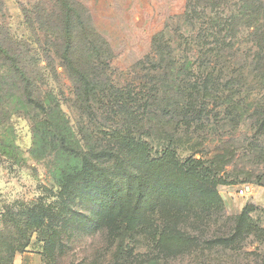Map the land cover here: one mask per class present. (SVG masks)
<instances>
[{"label":"rangeland","instance_id":"obj_1","mask_svg":"<svg viewBox=\"0 0 264 264\" xmlns=\"http://www.w3.org/2000/svg\"><path fill=\"white\" fill-rule=\"evenodd\" d=\"M77 1L97 35L98 55L91 66L98 91L94 99L81 100L66 66L60 44L63 31L58 0H0V39L23 54L35 97L57 104L76 136L101 148L105 139L114 137L121 147L131 148V92L137 90H131V85L137 86L144 79L145 71L138 61L156 58L152 41L162 34L175 57L192 61L199 53L196 41L200 28L207 27L222 10L227 14L224 17L238 14L236 30L228 33L238 43L235 50H225L224 56L232 64L244 66L245 83L222 97L217 94L200 118L199 113L193 114L197 121L189 116L182 122L172 120L166 127L153 119L146 127L149 137L145 138L147 148L157 150L165 143L159 137L160 129L166 127L174 134L172 141L181 159L190 153L199 158L201 151L207 158L226 154L228 161L220 175L233 183L218 185L217 204L213 200L203 206L196 195L185 194H181L183 201L168 196L160 200L147 213L152 245L149 253L165 256L169 259L166 264H264V185L257 183V177L264 174V158L255 150L261 147L255 141V115L263 104L264 89L260 83L250 82L246 74L253 51L249 40L257 35L247 24L264 22V15L261 10L259 15H244L253 5H264V0H219L216 8H212L213 0H203L199 5L197 0ZM194 7L203 8L204 13L189 17ZM241 7L239 12L234 11ZM76 32H72L70 54L85 57L90 49ZM211 33L204 34L209 38ZM230 68L225 77L237 67ZM20 110L9 120L16 160L0 153V245H26L14 254L11 264H115L116 246L105 230L92 232L84 227L86 219L76 214L86 212L81 199L55 184L52 155L38 160L31 154V117H42L41 109L27 105ZM123 139L126 146L120 142ZM165 170L169 172L167 167ZM242 174L250 179L245 180ZM176 183L173 187L189 186L193 181ZM242 187L248 190L239 194ZM33 215L38 216L35 224L42 228L26 233V218ZM240 221L242 235L233 241L221 239L229 238ZM47 243L59 248L52 262L43 253ZM145 248L139 244V250ZM122 264L128 263L124 260Z\"/></svg>","mask_w":264,"mask_h":264},{"label":"trees","instance_id":"obj_2","mask_svg":"<svg viewBox=\"0 0 264 264\" xmlns=\"http://www.w3.org/2000/svg\"><path fill=\"white\" fill-rule=\"evenodd\" d=\"M197 1L198 5L204 3L203 0ZM58 2L61 5L63 31L60 44L66 66L76 83L81 100L87 97L94 99L98 91L94 85L96 75L91 66L94 64V56L98 55L94 38L97 35L77 0ZM213 2L212 8L219 7V4L216 5L220 3L219 0ZM196 8L191 9L192 15L189 17L204 13L203 8ZM242 8L234 11L239 12ZM260 10L263 16L264 5H253L250 13L244 15L255 16ZM219 15L207 27L200 28L196 41L199 53L194 60L175 57L170 42H166L160 34L157 40L152 41L156 58L147 57L138 61L141 70L145 72L144 79L137 86L131 85V90L137 87L136 91L131 92V148L126 146L124 139L120 142L126 148L121 147L118 139L113 140L115 137L105 139L102 148L91 144L89 140L83 142L82 138H78L57 104L44 103L35 97L23 54L10 42L0 39V153L7 159L16 160L17 150L14 138L10 136L11 114L25 109L27 105L41 109L42 117H31L34 137L31 154L38 160L52 155L51 175L55 184L81 199L86 212L76 214L86 219L84 227L92 232L105 230L107 237L116 246L115 264H122L124 260L128 264H166L169 259L165 256L149 253L152 245H149L147 213L154 210L166 196L175 201H183L181 194L196 195L203 206L213 200L217 204L218 185L233 183L227 182L220 175L228 161L226 154L207 158L200 150L199 158L190 153L181 159L172 141L174 134L168 133L166 128L172 120L182 122L189 116L199 120L194 113H199L200 118L209 101H213L217 94V97H222L232 93L236 85L246 81L243 77L244 66L240 68V65L232 64L224 56L225 50H235V44L238 43L233 39L234 35L228 34L236 30L238 14L224 17L227 14L222 10ZM247 25L257 35L249 40V47H253V51L249 54L246 74L250 82L260 83L264 89V22ZM75 30L83 36L84 43L90 49L85 57L70 54L72 32ZM209 30L212 32L211 37L206 38L204 33ZM230 67L237 68L225 77L224 73L229 72ZM255 116L258 130L255 141L258 140L261 146L255 150L264 158V101ZM153 119L155 124L166 126L164 130L160 129L162 135L159 137L165 143L154 151L147 148L148 142L145 140L148 136L146 127L152 125ZM166 167L169 172H166ZM152 169L156 170L155 174ZM242 175L245 180L250 179L246 174ZM185 180L193 183L173 187L174 183ZM257 183L264 185V174L257 177ZM149 190L155 195L151 196ZM37 217L33 215L26 218L29 221L26 220V233L42 228L35 224ZM242 233L240 221L229 238L221 239L233 241ZM140 243L146 247L145 250L138 249ZM25 246L0 245V264H11L14 254L23 251ZM58 250L48 243L43 246L44 256L49 262L55 260Z\"/></svg>","mask_w":264,"mask_h":264},{"label":"built area","instance_id":"obj_3","mask_svg":"<svg viewBox=\"0 0 264 264\" xmlns=\"http://www.w3.org/2000/svg\"><path fill=\"white\" fill-rule=\"evenodd\" d=\"M239 194H243L244 192H246V187H242L238 190Z\"/></svg>","mask_w":264,"mask_h":264},{"label":"water","instance_id":"obj_4","mask_svg":"<svg viewBox=\"0 0 264 264\" xmlns=\"http://www.w3.org/2000/svg\"><path fill=\"white\" fill-rule=\"evenodd\" d=\"M246 190H248V187H246Z\"/></svg>","mask_w":264,"mask_h":264}]
</instances>
